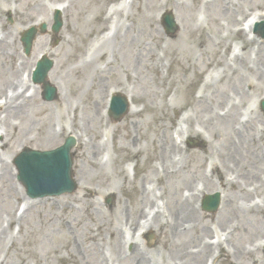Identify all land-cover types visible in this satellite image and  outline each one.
Returning a JSON list of instances; mask_svg holds the SVG:
<instances>
[{"label": "rangeland", "instance_id": "rangeland-1", "mask_svg": "<svg viewBox=\"0 0 264 264\" xmlns=\"http://www.w3.org/2000/svg\"><path fill=\"white\" fill-rule=\"evenodd\" d=\"M206 1L0 0V99L10 101L14 87L15 93L31 87L26 76L49 47L46 57L54 64L47 81L57 90L56 99L45 101L36 84V96L16 116L13 105L0 106L1 158L8 160L12 142L20 144L12 172L0 176V230L9 216L15 218L7 232L12 238L0 242V264H147L150 257L157 264H189L195 255L194 264H264V38L258 34L264 30L254 26L264 22V0H214L208 6ZM111 5L120 10L108 37L105 13ZM52 6L65 8L56 34L50 30ZM166 12L178 24L172 36L162 26ZM46 18V31L37 32L24 54L22 33ZM238 29L245 32L247 49L235 35ZM239 54L252 69L233 61ZM67 56L68 66L77 68L94 58L86 71L98 72H67L62 63ZM112 90L132 98V110L118 121L106 115ZM178 122L181 130L175 133ZM52 125L55 140L48 132ZM173 133L181 138V152L171 142ZM69 134L77 139L72 166L77 190L29 198L16 179L15 158L25 147L53 149ZM162 144L166 172L160 167ZM142 190L149 196L144 202ZM215 192L220 206L208 213L201 201ZM109 193L116 196L110 204ZM191 193L196 222L178 224L175 232L173 207ZM153 215L156 225L145 229ZM215 236L223 256L219 246L199 255V245ZM121 242L124 250L114 252Z\"/></svg>", "mask_w": 264, "mask_h": 264}, {"label": "bare ground", "instance_id": "bare-ground-1", "mask_svg": "<svg viewBox=\"0 0 264 264\" xmlns=\"http://www.w3.org/2000/svg\"><path fill=\"white\" fill-rule=\"evenodd\" d=\"M134 1V0H133ZM133 1H132V3H133ZM214 2V0H208V1H206L205 2V4H207V6L208 5H210L211 4V2ZM225 1V0H224ZM213 2H212V4H213ZM226 2V1H225ZM211 4V5H212ZM120 9L119 8H111V9H107V11H106V21H108V22H112V20L114 19V17L113 16H111V15H116L117 14V12L119 11ZM63 11H64V9H63ZM45 21L47 22V23H49V20L48 19H45ZM110 26V25H109ZM111 27V26H110ZM117 34H118V32H117ZM117 34L115 35V37L112 39V41H114V39L116 38V36H117ZM235 35L237 36V38L240 40V44H241V48L242 49H247V41H246V39H245V32H244V30H237V31H235ZM180 38V37H179ZM200 40L201 41H205L206 40V36L204 37V38H200ZM0 42H1V40H0ZM2 42H4V41H2ZM1 42V43H2ZM39 42H40V40H39ZM159 42V41H158ZM199 42V41H198ZM0 43V44H1ZM160 43V42H159ZM49 53H51V49H50V47L48 48V50L46 51V53L45 54H47V55H49ZM232 59H233V61L236 63V64H238V62H239V66L241 67V68H243V69H245V70H250V69H252V67L251 66H249V63H247V61L244 59V57L241 55V54H239V55H235V56H233L232 57ZM68 61H69V56H67V58L62 62L63 63V66H65L66 68H67V72H71V73H73L74 72V70L77 68V67H70V66H68ZM94 61V58L93 59H91V60H89V61H86V60H82V62H83V66H81V67H78L76 70H75V75H77V74H79L80 73V70L79 69H81V74L85 71L86 73H97L98 72V69H92L91 70V72H87L88 70L87 69H89L88 67H90L91 66V64H92V62ZM132 61L134 62V60L132 59ZM90 64V65H89ZM229 63H226V68H229ZM230 66H232V65H230ZM87 70V71H86ZM29 73L27 74V77L29 78ZM53 75V74H52ZM54 77L52 76L51 77V79H53ZM169 81V80H168ZM170 85V84H169ZM33 87L35 88L34 90H33V93H32V95H30V94H28V95H26V98L24 97V96H21L22 97V100L20 101V102H17V100L19 99V97H20V95L19 96H16L15 97V100H14V105H15V107L11 110V112L12 113H16V112H18L20 109H23L25 106H26V104L28 103L27 101L29 100H31V99H33L35 96H36V94H37V91L40 89V86H38V85H33ZM28 92H29V89L27 90ZM25 93H26V90L24 91V94L23 95H25ZM30 96V97H29ZM29 97V98H28ZM130 98V97H129ZM64 103H63V101H59L58 103H56V106L58 107V113H61L60 114V119H63V114H64V111H63V109L62 108H64ZM133 113H137V111H134ZM19 113H16L15 114V116L16 115H18ZM223 116H228L227 115V113H225ZM61 122V128H62V121H60ZM3 125V124H2ZM55 125H52L51 126V130L50 131H48L51 135H52V138H53V140H55L56 139V133L54 132V130H55V127H54ZM5 136H6V134H5ZM4 136V137H5ZM159 140H161L160 139V137H159ZM14 147V149L12 150V151H10L9 152V154H7V157H8V160H7V158L5 157V162H6V164L4 165V160H3V158H1V155H2V153H3V151L5 150V139H3L2 141H1V144H0V148H3V150L2 151H0V176H4V175H6V174H9L10 172H12V167L10 166L11 165V160L17 155V153H18V151L16 150L17 148L18 149H20V144H17V142L16 141H14V143L12 142V148ZM158 148L160 149V159H162V164L160 163V167H161V170H162V172H166L165 170H164V168L163 167H166V163L167 162H165L166 160H165V154L162 152V148H163V144L161 145V147H159L158 146ZM171 148L173 149V150H175V148L173 147V146H171ZM233 151H236V150H233ZM168 152V151H167ZM236 153V152H235ZM232 156H234L235 154H231ZM234 159L236 160V162H237V164H239V162H238V160H237V158H235L234 157ZM169 161H171V156H169ZM233 162H235V161H233ZM223 164H226V161H223ZM225 166V165H224ZM15 169V168H14ZM14 169H13V171H14ZM212 170H213V172L216 174V176H217V178L219 179V182L221 183V184H224V182H225V177H224V174H223V172H218L219 170H221L220 168H218V166L217 165H215V166H213V168H212ZM13 174V173H12ZM14 175H15V173H14ZM233 183H235V181H232V184ZM141 197L143 198L142 199V202H144V199H148L149 198V196H148V194H147V191L146 190H142V192H141ZM188 197H190V199H188V198H184V199H182V201H180V202H177V204L173 207V211H172V214H173V228H174V230L176 229L177 230V225L179 224H181V223H183V225L182 226H185V222H189V224L191 225L192 223H190L191 221H193V223H195L196 222V215H195V211H194V208H193V201H194V198H195V196H194V194L193 193H191ZM228 201L229 202H227V203H225L224 205H223V208L224 207H226V209H225V211H227V209H228V207H229V204H230V199H228ZM232 203V202H231ZM144 209H141L140 210V212L142 213V211H143ZM22 218H23V216H22V214L19 216V218L17 219V223H18V225H20V222L22 221ZM158 219H159V221H162L161 220V218H160V216L158 215ZM157 219V220H158ZM15 222V218H14V216L12 215V216H9L8 217V219H7V221H6V224H7V228H2L1 230H0V242L2 243V241L3 240H5L7 237H9V234H7V232H8V229L12 226V224ZM154 224L156 225V219H154ZM189 225V226H190ZM204 229L205 228H203V230L202 231H204ZM175 230V232H177ZM213 232V231H212ZM211 232V233H212ZM119 235V234H118ZM12 238V237H11ZM10 237H9V239H11ZM123 242H121L120 244H114V246H113V250H114V252H119V248L120 247H122V251L124 250V248H123V244H122ZM219 246V247H218ZM199 247H200V252L201 253H199V255H201V254H205V255H211V254H213L212 252L214 251V247H218L217 248V250L220 252V254L223 256V254L221 253V251H222V248H224L223 247V245H221L219 242L214 246L213 245V243H206V242H203V243H201L200 245H199ZM138 247L136 246V244L135 243H133V253L134 252H137L138 251V249H137ZM102 257L104 258V261L106 260V258L104 257V253L102 254ZM191 258V257H190ZM196 260H198V258H197V256L195 255L194 257H192L191 259H189V264H194L195 262H196ZM146 261V263L147 264H157L158 262L157 261H155V259L154 258H152V257H150V258H147L146 260L144 259V262ZM161 264H168V263H164V260H162V262H161ZM173 264H175V263H173ZM184 264V263H183ZM261 264V263H260Z\"/></svg>", "mask_w": 264, "mask_h": 264}, {"label": "water", "instance_id": "water-1", "mask_svg": "<svg viewBox=\"0 0 264 264\" xmlns=\"http://www.w3.org/2000/svg\"><path fill=\"white\" fill-rule=\"evenodd\" d=\"M168 30H173V24L170 18L167 20ZM61 26L60 19L56 20L54 31H58ZM34 36V30L26 33L22 42L25 50L29 52L31 41ZM51 61L44 59L39 64L37 72V81L44 82L46 74L51 67ZM54 89L45 87V98L51 100L54 95ZM264 107V105H263ZM126 112V103L123 98L118 97L115 107V115ZM74 145L73 139L67 138L65 143L59 148L49 152H39L28 150L23 162L17 163L19 169L18 180L26 188V193L31 197L49 195L51 193L71 192L75 189V184L71 179L72 154L70 149ZM31 163L28 164L27 161ZM43 182L41 186H38ZM38 186V187H37ZM218 206V195L210 198L204 205L207 211H214Z\"/></svg>", "mask_w": 264, "mask_h": 264}]
</instances>
